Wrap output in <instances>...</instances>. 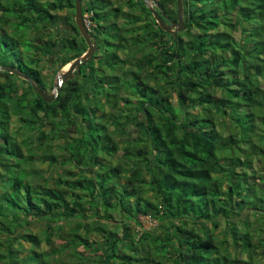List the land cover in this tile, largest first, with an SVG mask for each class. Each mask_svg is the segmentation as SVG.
I'll return each instance as SVG.
<instances>
[{"label": "trees", "instance_id": "trees-1", "mask_svg": "<svg viewBox=\"0 0 264 264\" xmlns=\"http://www.w3.org/2000/svg\"><path fill=\"white\" fill-rule=\"evenodd\" d=\"M75 3L0 0V66L53 92ZM83 15L97 51L54 102L0 70V264H264V0H184L176 35L143 0Z\"/></svg>", "mask_w": 264, "mask_h": 264}, {"label": "water", "instance_id": "water-1", "mask_svg": "<svg viewBox=\"0 0 264 264\" xmlns=\"http://www.w3.org/2000/svg\"><path fill=\"white\" fill-rule=\"evenodd\" d=\"M144 2L149 7L157 23L163 30H165L166 32L172 35H176L177 33L183 32L185 30L186 24L184 21V2L183 0H177L178 20L176 22H169V25L165 22V19L168 20V17H166L164 14L160 15L153 8L152 3L154 2V0H144ZM75 13H76V23H77L78 29L88 45V50L83 56L77 58L72 63H70L69 68L67 70L57 75L53 92L48 93L42 90L38 86V84L34 80H32V78L21 73L14 66H0V70H4L6 72L17 75L27 80L34 87L36 92L47 103H52L58 98L62 85L66 84L69 80L74 79L76 77L75 73L80 74L82 65L86 64L89 60H91L97 51L98 45L96 41L92 39L91 34L89 33V29L85 25L84 16H83L82 0H76Z\"/></svg>", "mask_w": 264, "mask_h": 264}, {"label": "rangeland", "instance_id": "rangeland-1", "mask_svg": "<svg viewBox=\"0 0 264 264\" xmlns=\"http://www.w3.org/2000/svg\"><path fill=\"white\" fill-rule=\"evenodd\" d=\"M14 28V27H13ZM234 34H236L238 37L240 36V32H236V33H234ZM31 37H34V36H31ZM69 68V65L68 66H66L65 68H63V69H61L60 70V72L58 73V74H60V73H62L63 71H65V70H67ZM50 72V70L49 69H45L44 70V73L45 74H50L49 73ZM56 77L57 76H52L51 74H50V76L48 75V80H49V82L50 83H52V84H55V82H56ZM171 103H174V100L172 99L171 100ZM39 164V167H40V169L41 170H43V172H44V174H46L48 177H52V176H55V177H57L60 173H62L63 172V170H64V168L62 167V166H60V167H57V168H49L48 169V166H47V164L46 163H38ZM261 173H264V171L263 170H261ZM254 209H248V210H245L244 211V213H243V216L242 217H244V215L249 211V216H251V219H253V215H252V212H254L253 211ZM99 222H101V223H109L110 222V220H106V219H102L101 221H99ZM142 222H143V224H144V228L146 229V230H154V229H156L158 226H159V222H157V221H151L148 217L147 218H142ZM61 223H63V222H61ZM258 224H259V222L257 221V224L255 223V225L256 226H258ZM79 225V224H78ZM227 224L225 223V222H223L222 223V225H221V227H223V226H226ZM96 227V226H95ZM76 228H77V225H76ZM242 229H244L243 227H242ZM255 236H259V232L257 233V232H255ZM58 242V241H57ZM81 250H83V249H81ZM84 251V250H83ZM90 251L91 250H85L84 252L86 253V254H89L90 253ZM87 256H89V255H87Z\"/></svg>", "mask_w": 264, "mask_h": 264}, {"label": "clouds", "instance_id": "clouds-1", "mask_svg": "<svg viewBox=\"0 0 264 264\" xmlns=\"http://www.w3.org/2000/svg\"><path fill=\"white\" fill-rule=\"evenodd\" d=\"M82 2H83V0H82ZM183 2H184V0H183ZM156 11V10H155ZM157 12V11H156ZM160 15H163V14H160ZM84 16V15H83ZM166 16V15H165ZM75 20H76V13H75ZM84 21H85V25H86V27L87 28H89L90 27V22H89V18H88V15L86 16V18H84ZM168 22V20H166L165 19V22ZM185 21V20H184ZM166 22V23H167ZM77 24V23H76ZM168 25H169V23H167ZM185 24H186V22H185ZM65 68V67H64Z\"/></svg>", "mask_w": 264, "mask_h": 264}, {"label": "flooded vegetation", "instance_id": "flooded-vegetation-1", "mask_svg": "<svg viewBox=\"0 0 264 264\" xmlns=\"http://www.w3.org/2000/svg\"><path fill=\"white\" fill-rule=\"evenodd\" d=\"M144 1V0H143ZM145 3V2H144ZM146 4V3H145ZM152 5H153V8L154 7H158V5L156 4V2H155V0H154V2L152 3ZM115 6V5H114ZM147 6V5H146ZM148 7V6H147ZM109 8H112V7H109ZM149 8V7H148ZM159 8V7H158ZM76 21V20H75ZM89 22H90V27H91V23H92V21H90L89 20ZM168 23H169V21H168ZM90 27L88 28L89 29V33H90ZM91 34V33H90ZM91 37H92V35H91ZM93 39V38H92ZM94 40V39H93ZM97 43V42H96ZM75 75H76V73H75Z\"/></svg>", "mask_w": 264, "mask_h": 264}, {"label": "built area", "instance_id": "built-area-1", "mask_svg": "<svg viewBox=\"0 0 264 264\" xmlns=\"http://www.w3.org/2000/svg\"><path fill=\"white\" fill-rule=\"evenodd\" d=\"M152 221V220H151Z\"/></svg>", "mask_w": 264, "mask_h": 264}]
</instances>
